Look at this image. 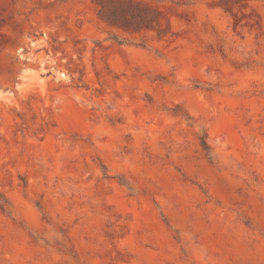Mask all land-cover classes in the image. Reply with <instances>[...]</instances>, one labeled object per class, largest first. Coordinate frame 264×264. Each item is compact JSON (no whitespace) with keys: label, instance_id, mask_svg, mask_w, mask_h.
I'll return each mask as SVG.
<instances>
[{"label":"rangeland","instance_id":"obj_1","mask_svg":"<svg viewBox=\"0 0 264 264\" xmlns=\"http://www.w3.org/2000/svg\"><path fill=\"white\" fill-rule=\"evenodd\" d=\"M0 264H264V0H0Z\"/></svg>","mask_w":264,"mask_h":264}]
</instances>
